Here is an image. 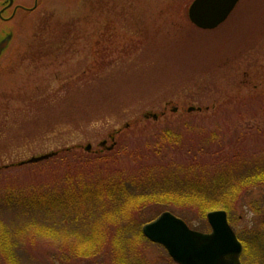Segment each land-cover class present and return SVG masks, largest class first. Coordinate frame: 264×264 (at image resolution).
Instances as JSON below:
<instances>
[{
	"label": "rangeland",
	"instance_id": "1",
	"mask_svg": "<svg viewBox=\"0 0 264 264\" xmlns=\"http://www.w3.org/2000/svg\"><path fill=\"white\" fill-rule=\"evenodd\" d=\"M192 1L45 0L5 26L0 264H177L143 226L169 211L209 232L215 210L246 245L244 264H264V177L247 182L264 169V134L238 135L264 128V0H239L213 30L191 24ZM68 149L79 160L16 166ZM220 176L238 189L227 207L202 215L179 200L189 181Z\"/></svg>",
	"mask_w": 264,
	"mask_h": 264
},
{
	"label": "water",
	"instance_id": "2",
	"mask_svg": "<svg viewBox=\"0 0 264 264\" xmlns=\"http://www.w3.org/2000/svg\"><path fill=\"white\" fill-rule=\"evenodd\" d=\"M238 3L239 0H194L188 9V17L197 28L213 30L228 19ZM11 41L12 35L2 38L0 34V58L9 50ZM151 116L157 119L156 114H146L147 118ZM105 144L106 141L101 146ZM91 149V145H87L86 150ZM54 155L52 152L32 157L27 163H37ZM207 220L210 232L196 231L181 218L165 211L145 224L142 233L149 241L164 247L177 264H242L243 245L229 224L227 212L211 211Z\"/></svg>",
	"mask_w": 264,
	"mask_h": 264
},
{
	"label": "trees",
	"instance_id": "3",
	"mask_svg": "<svg viewBox=\"0 0 264 264\" xmlns=\"http://www.w3.org/2000/svg\"><path fill=\"white\" fill-rule=\"evenodd\" d=\"M252 97L253 96H251V98ZM251 98H248L245 100H240V101H237V99H229L226 103L222 104L219 107V111L222 109H225L226 106H227V108L228 107H235V108H239V109H241V108L244 109L247 105H250L249 100ZM256 99H257V101L255 104L254 111L257 113H255L254 116H258V115L260 116V115L264 114V92L258 93ZM194 119H196V118H194ZM235 131H236V133L240 132L237 128H235ZM262 133L264 134V128L263 129L262 128L256 129V130H253V129H247L246 130L245 129L244 131L240 132V134H238V133L237 134L245 137L246 135L257 136V135L262 134ZM244 139H246V137ZM162 143H163V140H162ZM162 143L160 141L158 142L156 140V143L153 145L160 147V146H162ZM256 147H258V146H256ZM71 150H73V149H70V150L68 149V150H65L64 152H60V151L55 152L54 156H52L46 160L37 162V163H31V164L25 163L22 165L18 164L16 166L42 165L45 163H49L50 161H56L57 160V162H58L59 160H63L64 158H68V157L71 159H74L76 162L77 160H79V157L77 155L73 154V152ZM87 153H88L87 155H91V151H87ZM215 153H214V155H215ZM107 154H110V152ZM87 161H91V159H84L83 163H85ZM83 163H80L78 165H81ZM9 168H10L9 166L0 168V173L3 171L9 170ZM20 168H22V167H20ZM258 176L264 177V169L263 168L257 169L256 172L253 174V176L249 177L250 179L249 178L247 179V182L251 181L249 184H252L256 181H259L260 178H256ZM259 182H262V181H259ZM229 187H230V183L228 182V180L226 178H224L223 176H220V177H217V179H215L213 182H207V183L202 182V181H189V183H187L185 186H183L180 191H177V193H179V196H178L179 200H183L185 198L186 200H183V201L186 203L194 202L193 200H195V199H196V201L198 200V202H200V203L196 204V205L198 206L201 214L206 215V211L210 208H217L219 206L227 207V203L230 202L229 200L232 199L238 193V189L236 192V189H234V188L231 189L232 187L231 188H229ZM112 189H113V191H118L119 187L116 189L115 188H112ZM228 191H233V193L236 192L235 194L232 195L233 197H230L229 200L227 199V197L229 198L228 194H230V193H228ZM114 193L116 195H120V192H114ZM87 195H89V197H91V196L97 197V196H100L101 194L90 192L89 194L87 193ZM43 196L45 198L44 200H46V198H47L46 195L44 194ZM108 197L111 200H114L115 195L114 194H108ZM96 200H97V198H96ZM13 201H14V199H13ZM138 216L139 215L137 213L131 214V218L133 220L137 219ZM137 234L138 235H136V236L139 238V235H141V234H139V233H137ZM244 248L246 250V248H247L246 245L244 246Z\"/></svg>",
	"mask_w": 264,
	"mask_h": 264
},
{
	"label": "flooded vegetation",
	"instance_id": "4",
	"mask_svg": "<svg viewBox=\"0 0 264 264\" xmlns=\"http://www.w3.org/2000/svg\"><path fill=\"white\" fill-rule=\"evenodd\" d=\"M45 0H0V34L6 33L5 26H8L15 19L20 20L22 16H30L35 13L40 7L39 3H43ZM194 1V0H193ZM192 1V2H193ZM191 2V3H192ZM20 3H31V7L20 5ZM24 13V14H21ZM243 244V243H242ZM244 247V244H243ZM245 248L243 249L242 258L244 256ZM243 262V260H242ZM245 262H243L244 264Z\"/></svg>",
	"mask_w": 264,
	"mask_h": 264
}]
</instances>
